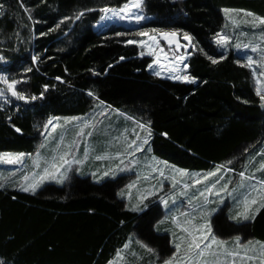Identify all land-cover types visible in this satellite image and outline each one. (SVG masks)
I'll return each instance as SVG.
<instances>
[{
    "label": "trees",
    "instance_id": "1",
    "mask_svg": "<svg viewBox=\"0 0 264 264\" xmlns=\"http://www.w3.org/2000/svg\"><path fill=\"white\" fill-rule=\"evenodd\" d=\"M128 1L0 0V78L17 81V91L37 97L25 102L8 91L1 97L0 153H32L45 120L82 115L100 103L127 116L120 121L146 124L151 129V155L179 169L207 172L229 165L231 171L264 182V169H255L264 165V105L252 70L243 57L215 44L225 9L264 17V0H142L144 15L151 17L144 32L187 33L192 50L186 75L196 77L194 82L151 73L152 59L141 55L136 44L124 43L137 40L138 28H94L99 9ZM221 55L225 58L216 64L208 58ZM97 141L91 144L93 154L99 155ZM100 166L93 163L81 170L89 177L73 176L64 186L46 185L35 192L17 188L20 177L0 184V264H108L118 252L125 259L135 253L140 257L137 264H153L159 262L155 251L160 247L162 255L170 253L166 246L175 239L174 230L169 222L156 224L162 207L154 198L139 199L138 190L147 191V183L129 192L127 176H101L105 171ZM229 178L234 174H226L224 184ZM246 196L244 190H235L231 208L216 209V202L207 212L215 210L210 214L213 233L226 239L225 248L241 252V264H259L264 188L257 204L251 205L249 219H231L243 212ZM222 216L241 223V230L220 232L226 227ZM183 234L179 232L184 254L190 240ZM237 236L244 241L239 249ZM143 243L155 251L143 249ZM211 257L206 255L207 260Z\"/></svg>",
    "mask_w": 264,
    "mask_h": 264
},
{
    "label": "rangeland",
    "instance_id": "2",
    "mask_svg": "<svg viewBox=\"0 0 264 264\" xmlns=\"http://www.w3.org/2000/svg\"><path fill=\"white\" fill-rule=\"evenodd\" d=\"M139 2L140 7H134L131 9L132 13L143 17L139 23H137L135 20H121L118 17H113L112 19L105 21H100V19H98V21L94 24V28L101 30L112 25H121L125 28H138V30L134 31V33L146 31L144 25L151 19V17L144 15L142 0H139ZM127 3L135 4L137 3V0H129ZM121 7H117L116 9ZM222 13L224 15L225 22L223 29L219 34L230 37V40L226 45L223 46L218 45L217 43L215 44L218 49L222 51L233 50L239 56L243 57V62L252 70L254 88L256 92L259 89V96L261 99V96H264V55H262V53H264V24L259 23L258 17L254 15L250 16L248 13L243 11L229 10L227 12L223 11ZM102 14L103 13H101V15ZM108 15H111V13H108ZM139 27L142 28L139 29ZM173 31L176 32V34L185 37V35L179 34V32L175 30H161L157 32H145L148 34L145 36L137 35L138 37L136 41H142L143 43H134L138 46L141 55L143 53V55L150 57L152 62L155 60L157 55L161 57L160 64H153L152 69L148 68V70L154 74L155 71H161V66L163 65L162 75L159 77L170 80H173L171 79L172 75H186L187 67H183V64H185L186 59L189 56L183 48L177 52L170 51L168 46L162 43L157 37V34L160 32L171 33ZM152 37H156V39L153 40ZM217 38L218 36H216V39ZM237 44L241 45L240 49L236 48ZM245 44L249 45L247 49L243 47ZM252 46H256L257 51L253 52L251 50ZM162 49L164 51H161ZM177 54L184 55L186 57L185 61H177L175 59ZM247 56L253 57V63L251 66H249L247 62ZM171 63H176L179 65L178 70L175 73L168 71V67ZM3 81L4 79H0V92L3 93L0 95V99H2L1 97H4V94L8 91L7 84ZM173 81L185 82L182 80ZM261 102L264 105V100L261 99ZM101 113H103V115ZM126 117V115L119 111L105 107L100 103H96L88 112L82 115L65 118H48L43 122L39 130V140L36 143L34 152L29 154L25 153L26 155L21 157L19 162L13 164L6 163L5 161L7 158L0 159V184H5L7 179L14 181V179L20 177V182L16 187L22 191L24 187H29L33 184L37 185L36 190L39 188L42 189L46 185L51 184H59L64 186L73 178V176H91L89 172H87L85 175H82L81 170H83L84 167L91 168L93 163H99V165H101L100 167H103L104 169L103 172H109L108 177L112 176V178H117L119 176H127V181L129 184H134L135 182L134 187L128 188L129 192L135 190L136 187L143 186L144 182H146L147 185L145 186H148L147 191L141 190L140 188V190H138L140 191L139 199L141 196H145L146 198H154L155 200L153 203H157V205L161 206L163 209L162 216L157 220L156 224L164 221L166 223L169 222L170 227L171 229L173 228L175 234V239L172 240L171 243L168 242L167 246L161 242V244H164L168 250L171 249L170 253L162 255L164 251L161 247L158 253L154 250L159 257V262L153 264H165V261L173 258V254L177 253L175 244H182L184 240L181 239L182 235L179 236V232H183V235L188 236L190 242L192 235H200L199 232L194 230L191 233L184 232L183 228H198L199 225H202L205 222L202 219H209L211 215H206L208 213L207 208L209 204L217 202L216 209H219V207L223 205L222 208L226 207V210H228L231 208V194L234 193L233 189L244 190L245 194L250 197V200L252 198L256 199L258 196L263 194L264 183L256 180L253 175L249 176L244 173V176L241 177V172L235 170L231 171L230 167H228L229 165L217 166L207 172L184 171L182 174L183 169H179L169 162L151 155L148 144H142L143 138L148 134V126L140 122L134 123L133 126L130 122H128L130 124H127L125 121H120L121 118L126 120ZM49 121H51L50 125ZM86 122H88L87 127H85ZM140 124H144L146 127L142 129ZM45 125H49L47 130L45 129ZM52 125H55V128H53ZM88 133H91V135ZM137 134L140 137L139 140H137ZM99 139L102 140V144L99 142ZM96 140H98L97 143L100 144H97L98 148L100 149L99 156L106 158L97 160L96 156L98 155L95 152L93 154L94 147L92 146L91 142L93 141L94 143ZM133 140H137L138 144H142L144 149L142 152H135V146H133L132 149H128V145ZM41 145H43V147H41ZM94 145L96 146V143H94ZM112 149L114 152L111 151ZM86 151L87 158H85ZM128 151L135 152V155H128ZM117 152H123L125 154L117 157ZM37 153H39V156H37ZM65 154V158L67 160H81L82 163H72L70 165H66L60 170V172L55 173V177L49 175L46 176L43 181H40V176L44 174L45 168H47L50 172H55V170L51 168L53 159L59 163L60 156ZM133 159H135L137 163H132ZM121 160H124L123 164L120 163ZM117 165H119V168ZM120 169L124 170L121 171ZM255 169L260 171L264 169V167L260 165ZM160 170L164 172V176L160 175ZM113 172L115 175L112 174ZM210 172L215 173V175L208 176L207 180L203 179V177L207 176ZM229 173H233L234 178H229L227 180V190L219 192V195H216L220 186L226 183V174ZM91 174L93 173L91 172ZM97 175L95 174V176ZM25 176H27V180L24 179ZM101 176H104L103 173H101ZM145 177H147V179H145ZM221 177L223 179H220V183L215 189H213L211 193L205 191L206 186H211L216 182L217 179ZM197 180L200 182L196 183L195 181ZM245 181L247 183L246 185L244 184ZM148 182L150 183L148 184ZM156 182H158L157 185L150 186V184H154ZM161 184H163L162 190ZM253 188L256 190H253ZM152 192H154V194L149 195V193ZM202 192L204 193V196H201ZM161 196L167 199V207L161 202ZM204 197H207V203L205 202ZM146 206L147 205H145V207ZM218 211L219 210H216V212ZM223 215L226 217L225 209ZM173 218H175V222L173 221ZM223 219L224 220H222V223H225L226 227L224 228L225 230H221L220 232L232 233L241 230V223L230 221L224 217ZM157 234L161 235L163 233ZM217 237L224 242L226 240L224 237ZM205 243H208V241ZM243 243L244 241H242L241 237L239 241L236 239L235 249H239ZM225 244L224 247L226 246ZM143 245L147 244L143 243ZM213 246L217 247L216 245ZM143 249L148 250L146 247ZM256 249L258 261H260L259 264H264V255H262V252H264L263 247L259 246ZM181 250L177 254L178 259H174V264H189L187 254H183ZM233 251L235 250L228 252ZM235 252L238 253V255H221L217 258L211 256L209 257H211L212 260H218V264H241L240 259L244 256L241 254V252ZM119 253L120 252H118L116 257L108 264H137L138 260L140 259V257H137L135 253H130L129 255L132 260L130 258L125 259V257L122 256L123 254ZM200 259L205 260L206 256Z\"/></svg>",
    "mask_w": 264,
    "mask_h": 264
},
{
    "label": "snow or ice",
    "instance_id": "3",
    "mask_svg": "<svg viewBox=\"0 0 264 264\" xmlns=\"http://www.w3.org/2000/svg\"><path fill=\"white\" fill-rule=\"evenodd\" d=\"M134 7H140V2L139 0H137V3L135 4H131V3H125L121 8L119 9H116V8H111L109 6H105L101 9H99V11L101 13H103L101 16H100V21H105V20H110L112 19L113 17H118L119 19L121 20H124V19H130V20H135L137 23H139L140 20L143 19L142 16H139V15H135L134 13L131 12V9L134 8ZM88 11H92V9H89ZM225 11H229L227 9H225ZM108 13H111V15H108ZM83 15V12L80 13V15H78L76 18L79 19L80 16ZM248 15H255L254 13H251L249 12ZM67 19V18H66ZM258 20H259V23L261 24H264V17H258ZM59 25H57L58 27ZM159 31L158 29H152V32H157ZM141 36H145V35H148L147 33L145 32H141L139 33ZM116 35H121V33H116ZM163 37L168 41V44L169 45H172L174 43V41L172 39H170V37H174L176 36V32H163L162 33ZM218 38L216 39V43L218 45H226L229 40H230V37L226 36V35H222V34H217ZM185 38H188V35L187 33H185ZM153 40L156 39V37H152ZM124 43L126 44H133V43H143L142 41H135V40H127L125 41ZM243 47L245 49H247L249 47L248 44H245L243 45ZM236 48L237 49H240L241 48V45L237 44L236 45ZM253 52L257 51V47L256 46H252V49H251ZM161 51H164L163 49ZM143 55V53H142ZM166 55V53H165ZM262 55H264V53H262ZM213 64H216L218 62V60H222L224 59L225 57L223 55H221L220 57L218 58H214L212 56H209L208 57ZM0 59H3L2 56H0ZM37 59V57H33V61H35ZM121 60L125 59V57H121L120 58ZM175 59L177 61H185L186 57L184 55H179L177 54ZM160 61H161V57L159 55L156 56L155 60L148 65V68L149 69H152L153 67V64H160ZM239 62V61H238ZM247 62L249 64V66H251V64L253 63V57L252 56H247ZM109 67H111V65H109ZM178 67L179 65H177L176 63H171L170 66L168 67V71L171 72V73H175L177 70H178ZM183 67H188V65L185 63L183 64ZM162 70H163V65L161 66ZM162 70L161 71H155L154 74L156 76H161L162 75ZM0 79H3V78H0ZM57 79H60L59 77H57ZM171 79L173 80H182V81H185V82H194L196 77H193V76H190V75H172L171 76ZM4 83L7 84V89L8 91L11 92V95L20 99V100H23L25 102H27L29 99L31 100H36L37 97L35 95L31 96L30 98L29 97H26L22 92H19L15 89V85L17 84V81L13 80V81H8V80H4L3 81ZM49 88V85L45 84L44 85V89L45 91H47V89ZM3 93L0 92V95H2ZM257 94L259 95V89L257 90ZM44 93H40V96L43 97ZM89 95H92V93L90 92ZM261 99L264 100V96H261ZM101 103H103L101 101ZM103 115V113H101ZM10 119V118H9ZM87 123H85V127H87ZM51 124V121H49V125ZM49 125H45V129L47 130V128L49 127ZM53 128H55V125H52ZM140 127L143 129L145 128L146 126L144 124H140ZM16 131L17 132H20L21 129L20 128H16ZM50 134V133H49ZM89 135H91V133H88ZM165 135H167L165 133ZM151 136V129L149 128L148 129V134L143 138L142 140V144L143 145H146L148 144V140ZM140 137L139 135L137 134V140H139ZM137 140H133L129 145H128V149H132L133 146H135V152H142L144 149L142 147V144H138L137 143ZM41 147H43V145H41ZM135 152H132V151H128L127 154L128 155H132L134 156L135 155ZM125 153L123 152H117L116 155L117 157L119 156H122L124 155ZM26 154L25 153H18V154H12V153H2L0 154V159H4V158H7L6 159V163H9V164H13V163H16V162H19L20 158L21 157H24ZM37 156H39V153H37ZM66 154L65 155H61L60 158H59V163L56 162L55 159H53V162L51 164V168L55 170V172H50L47 168H45L44 170V174L40 176V181H43L44 178L46 176H53L55 177V173L56 172H60V170L62 168H64L66 165H70L72 163H76V164H80L82 163L81 160H74V161H69L65 158ZM85 158H87V151L85 152ZM103 158H106V157H102V156H96V159L97 160H100V159H103ZM121 164L124 163V160H121L120 161ZM132 163H137L135 161V159H133ZM117 167L119 168V165H117ZM262 167H264V165H262ZM121 171H123L124 169H120ZM111 171V170H110ZM186 171V170H182V174L183 172ZM113 175H115V173L113 172L112 173ZM95 175V173L93 174ZM103 175L105 177H107L109 175V172H104ZM160 175L161 176H164V172L162 170H160ZM215 173H208L207 176L203 177V179L207 180L208 179V176H214ZM240 176L243 177L244 176V172H241L240 173ZM25 180H27V176L24 177ZM145 179H147V177H145ZM220 179H223L222 177L217 179L215 183H213L211 186H206L205 188V191L211 193L213 191V189L216 188V186L220 183ZM196 183H199L200 181L197 180L195 181ZM264 183V182H262ZM2 186V185H0ZM36 184H33V185H30L29 187H24L23 188V191H33L35 192L36 190ZM135 185L134 184H130L128 187L129 188H132L134 187ZM227 184H224V185H221L219 190L217 191L216 195H219V192H223V191H226L227 190ZM163 188V184H161V190ZM236 189H233V191H235ZM253 190H256L255 188H253ZM154 194V192L152 193H149V195H152ZM201 196H204V193L202 192L201 193ZM141 201H143L144 199H146L145 196H141ZM161 199V202L165 204V206L167 207V204H168V201L167 199H165L163 196L160 197ZM205 199V202L207 203V197H204ZM254 204H257V199L255 198H252L251 200L248 199V197L246 196L244 198V210L243 212H238L236 214V216H233L231 217V219L235 220L237 219V217H243L244 220H247L249 219V211L251 209V205H254ZM261 207H264V203H262L260 205ZM135 210V208H134ZM259 209H257L258 211ZM215 210H209V212L206 214L207 216H210L211 212H213ZM252 219H254V216L252 217ZM173 221L175 222V218H173ZM190 223V222H189ZM196 231V232H199L200 235L199 236H196V235H192V238H191V242L187 244V247L185 249V253L187 254L188 256V260H189V264H218V260L216 259H213V260H201L200 258H203L205 257L206 255L207 256H212L214 258H217L221 255H231V256H236L238 255V253H236L235 251L233 252H228L227 249L224 247V244L225 242L221 239H218V237L213 233V226H212V222H211V219H205V222L202 224V225H199L198 228H195V229H191V228H188V227H184L183 228V231L184 232H188V233H191L192 231ZM183 239V238H181ZM237 241L240 240V237L237 236L236 237ZM206 241H208V243H205ZM203 245V247H202ZM213 245H216L217 247L214 249L212 246ZM144 247L148 248V251L149 252H152L154 251L152 248L148 247L147 245H143ZM181 243H176L175 244V248L177 249V253H174L173 254V258L165 261V264H174V259H178V256L177 254L180 252L181 250ZM244 247H248L247 245H244ZM262 255H264V252H262Z\"/></svg>",
    "mask_w": 264,
    "mask_h": 264
},
{
    "label": "water",
    "instance_id": "4",
    "mask_svg": "<svg viewBox=\"0 0 264 264\" xmlns=\"http://www.w3.org/2000/svg\"><path fill=\"white\" fill-rule=\"evenodd\" d=\"M163 32L157 34V37L160 39L162 43L165 45L174 48L176 51H180L181 48L185 50L186 53H190L192 50V43L189 38L181 37L180 35L176 34L174 37H170L174 41L172 45L168 44V41L163 37Z\"/></svg>",
    "mask_w": 264,
    "mask_h": 264
}]
</instances>
